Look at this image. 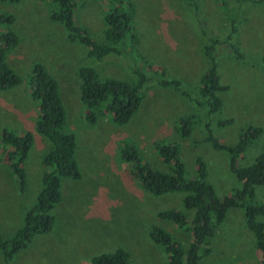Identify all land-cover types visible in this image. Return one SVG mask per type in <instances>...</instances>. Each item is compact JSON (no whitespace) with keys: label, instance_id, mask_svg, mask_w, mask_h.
<instances>
[{"label":"rangeland","instance_id":"obj_1","mask_svg":"<svg viewBox=\"0 0 264 264\" xmlns=\"http://www.w3.org/2000/svg\"><path fill=\"white\" fill-rule=\"evenodd\" d=\"M130 1L135 5L136 50L108 53L101 59L88 56L85 44L68 39L65 27L50 18L44 3H0V11L14 17L11 30L18 42L8 51L6 61L20 80L8 90H0V132L4 128L26 130L33 136L21 192L0 149V236L8 238L21 226L40 184L42 154L50 146L34 130L38 112L27 88L34 63H40L57 82L65 113L63 130L74 136L80 172V178L61 183V198L51 211V230L33 235L9 259L0 253V264H90L92 256L119 249L129 254L127 264H167L164 249L150 240L148 231L151 225H158L187 246L189 232L156 217L158 211L167 209L186 213L182 193L146 191L129 175L119 150L122 143L133 147L142 161L166 170L154 145L176 142L187 176L194 175L195 158L200 157L206 181L218 196L238 189L241 182L229 168L228 154L205 141V125L225 145L237 141L242 127H260L261 133L237 158L238 166L250 165L257 154L264 153V0ZM74 2L76 25L103 43L107 0ZM213 40L217 41L213 44L217 73L226 88L218 93L219 109L208 114L207 107L196 100L199 78L206 69L203 48ZM81 66L93 67L101 77L127 82L137 79L136 71L145 75L140 105L125 124L115 125L108 116H98L94 124L86 121L78 90ZM163 77L179 80L186 94L160 84ZM182 117L194 120L186 138L177 130ZM225 119L231 121L217 125ZM254 201L264 203V186H255ZM243 219L241 208H229L208 240L209 253L198 264H264ZM258 220L264 223V216Z\"/></svg>","mask_w":264,"mask_h":264},{"label":"trees","instance_id":"obj_2","mask_svg":"<svg viewBox=\"0 0 264 264\" xmlns=\"http://www.w3.org/2000/svg\"><path fill=\"white\" fill-rule=\"evenodd\" d=\"M19 0H0V3H16ZM48 6L50 18L63 24L67 38L78 41L88 47V56L101 59L108 53L122 54L135 51L136 37L132 26L135 5L130 0H107L103 14L104 42H97L88 31L77 26L74 20V0H38ZM222 1V0H221ZM14 21L12 14L0 11V90H8L19 83V77L6 61L9 50L17 45L18 37L11 30ZM217 41L205 45L203 54L206 69L198 83V104L207 108V113L219 109L221 100L218 93L225 90L220 82L214 57ZM161 75L164 71H159ZM137 79L127 82L111 77H101L91 66H81L77 70L79 78V97L85 106V119L94 124L98 116H108L115 125L125 124L138 109L143 97L142 85L145 75L136 71ZM162 85H171L180 90L177 79L159 80ZM28 94L35 101L37 108L34 130L45 136L49 148L42 154V173L40 184L33 204L23 214L21 226L8 238L0 236V253L9 259L19 249L24 248L35 234L48 233L53 225L51 213L54 205L61 198V181L65 178L78 179L80 172L74 157L75 140L70 132L63 130L65 121L64 108L58 92L56 80L50 76L40 63H34L28 76ZM231 119L218 120L217 125H224ZM192 117L179 118L177 130L181 138L189 137L192 132ZM204 136L213 149L228 154L229 168L241 182L238 189L218 196L211 184L206 181L205 163L200 157L195 158V170L192 177L187 176L176 142L155 143L156 153L166 170H159L150 163L142 161L133 147L126 143L120 146L121 159L128 164L129 175L142 187L153 194L181 192V206L177 209L160 210L156 217L171 221L177 228L190 233L186 247L172 238L158 225H151L148 231L150 240L162 246L167 264H198L202 255L209 253V238L217 225L223 221L229 208H241L245 227L253 236V247L260 252L264 260V223L258 220L264 216V203L254 201L255 186H264V153L257 154L247 166H238L237 158L245 147L261 133L260 127L246 125L239 131L234 144L225 145L218 141L209 127L205 125ZM32 133L14 129H2L0 149L3 160L10 173L15 177V184L21 192L25 188V159L32 145ZM129 254L124 250L113 253H99L90 258V264H127ZM238 264V263H236Z\"/></svg>","mask_w":264,"mask_h":264},{"label":"crops","instance_id":"obj_3","mask_svg":"<svg viewBox=\"0 0 264 264\" xmlns=\"http://www.w3.org/2000/svg\"><path fill=\"white\" fill-rule=\"evenodd\" d=\"M37 110V109H36ZM75 157V156H74ZM76 160V159H75ZM41 165V164H40ZM25 173H26V166H25ZM65 179H67V178H65ZM64 180V179H63ZM63 180L61 181V183L63 182Z\"/></svg>","mask_w":264,"mask_h":264}]
</instances>
